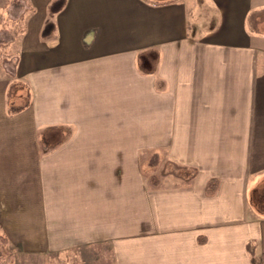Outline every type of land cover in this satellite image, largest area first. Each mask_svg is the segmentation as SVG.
<instances>
[{
    "label": "crops",
    "instance_id": "crops-1",
    "mask_svg": "<svg viewBox=\"0 0 264 264\" xmlns=\"http://www.w3.org/2000/svg\"><path fill=\"white\" fill-rule=\"evenodd\" d=\"M54 1L25 4L0 76L7 243L47 264H264V0Z\"/></svg>",
    "mask_w": 264,
    "mask_h": 264
},
{
    "label": "rangeland",
    "instance_id": "rangeland-1",
    "mask_svg": "<svg viewBox=\"0 0 264 264\" xmlns=\"http://www.w3.org/2000/svg\"><path fill=\"white\" fill-rule=\"evenodd\" d=\"M25 4H29V0H0V76H6L9 78L16 77L15 66L18 58L20 57V52L18 53L13 45L16 33L19 34L23 28V14L27 10ZM258 18L263 22L264 12H261ZM261 27L264 29V23ZM19 94H21L22 97ZM26 94L27 91L24 88L20 87L17 83H13L9 93L11 105L16 107L20 104H25ZM151 158L152 165L153 157L151 156ZM248 202L249 207L253 208L255 206V208L252 209V212L256 215V217H264V184L258 190H251L249 192ZM0 235H2L1 232ZM99 250L101 249L99 248ZM99 252L103 253L102 250ZM0 253L2 254L0 264L48 263L47 261L44 262L41 255H25L22 253L21 247L17 248L16 246H11L9 243L2 242L1 240ZM71 259H73V257H71ZM55 263L59 264V262ZM89 263H91V261L78 262L75 260L74 262V259L67 262V264ZM50 264L54 263L52 262Z\"/></svg>",
    "mask_w": 264,
    "mask_h": 264
},
{
    "label": "trees",
    "instance_id": "trees-1",
    "mask_svg": "<svg viewBox=\"0 0 264 264\" xmlns=\"http://www.w3.org/2000/svg\"><path fill=\"white\" fill-rule=\"evenodd\" d=\"M65 2L66 0H56L54 1L51 5H50V8H49V11H50V14H56L58 12H60L64 6H65ZM52 24H48L47 25V29L45 30V34L47 33V31H49L50 27H51ZM151 163V161H150ZM217 188V181L216 180H211L208 184V192L209 194H214L215 193V190ZM0 240L2 242H7V238L5 236H2L0 235ZM2 257V254L0 253V258Z\"/></svg>",
    "mask_w": 264,
    "mask_h": 264
}]
</instances>
